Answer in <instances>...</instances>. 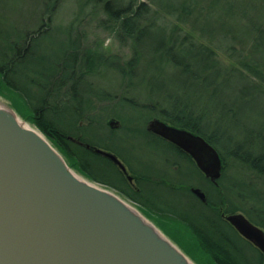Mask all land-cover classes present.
<instances>
[{
  "label": "trees",
  "instance_id": "16d2710c",
  "mask_svg": "<svg viewBox=\"0 0 264 264\" xmlns=\"http://www.w3.org/2000/svg\"><path fill=\"white\" fill-rule=\"evenodd\" d=\"M62 2L59 0L56 7L48 5V17H41L35 29L23 31L19 43L13 42L11 37L3 38L9 46L0 47V86L11 90L21 98L25 107L30 108L33 124L54 147L67 155L70 166L78 173L118 191L147 211L150 208L156 210L151 207L152 201L146 200L145 192L166 187L168 179L152 185V177L133 169L124 155L87 137L86 132L93 127L92 122L80 127L83 134H78L75 130L77 125L69 130L57 121L58 115L53 109V103L59 100H79L90 104L93 97L115 99L117 92L98 88L87 79L98 67L115 71L118 87L124 88L119 102L148 116L147 120L158 118L202 136L222 156L223 176L215 186L202 175L190 156L148 133L145 127L139 128L146 136L168 143L174 154L181 161L190 163L213 188L211 193L206 185L199 184L207 195V203H203L190 192L191 187L185 188L182 182L176 183L179 187L168 184L171 195L186 191L188 198L185 201L189 204L188 213L179 212L174 210L172 203L186 202L182 199L174 201L164 195L176 213V217L166 219L189 235L200 257H205L210 264H263V254L245 241L224 215L242 210L251 222L264 229V194L254 191L245 194L241 189L247 184L245 179L251 186L264 184V130L258 131L243 124L240 117V110L245 105L248 107L255 102L259 94L264 95V58L259 57L264 52V0H82L78 10L90 9V23L103 14L104 18L99 23L114 31L122 46L129 45L131 56L125 63L117 57L106 59L92 52H84L81 58L80 43L84 35L79 31L75 35L74 32L85 19L82 17L79 24L76 17L75 22L78 23L71 24L69 32H66L75 54L69 53L65 61L57 63L45 60V73L40 74L33 67L37 65L34 61L42 58L38 45L41 39L56 30L52 21ZM215 15L217 17L213 20ZM229 37L233 44L227 45L225 41ZM221 52L230 61L228 65L223 64ZM77 78L85 83V87L79 90L73 87L68 91L66 87ZM32 100L38 101L37 108L30 105ZM231 101L235 102L232 106ZM89 108L81 105L67 107L64 111L71 110L72 113L65 112L64 117L68 118V114L78 124L86 117V109ZM230 123L251 133L252 139L240 143L234 137H227ZM123 129L139 133L132 127L128 128L127 124ZM70 136L91 148L73 142ZM94 147L126 161L136 176L137 187L110 159L97 154ZM178 162L175 164L177 167L180 165ZM231 169L246 176L227 187L225 182L231 178L228 176ZM237 183H240L239 188ZM232 195L242 206L232 204ZM164 232L175 238L197 264H203L198 256L186 250L174 232ZM239 240L258 252L256 261L242 250Z\"/></svg>",
  "mask_w": 264,
  "mask_h": 264
},
{
  "label": "water",
  "instance_id": "95a60500",
  "mask_svg": "<svg viewBox=\"0 0 264 264\" xmlns=\"http://www.w3.org/2000/svg\"><path fill=\"white\" fill-rule=\"evenodd\" d=\"M146 130L190 156L218 184L223 159L205 138L158 118ZM94 151L128 174L118 156ZM191 191L207 203L203 190ZM139 213L114 191L75 172L44 135L0 107V264H195ZM224 216L264 254V229L243 213Z\"/></svg>",
  "mask_w": 264,
  "mask_h": 264
},
{
  "label": "rangeland",
  "instance_id": "374dc122",
  "mask_svg": "<svg viewBox=\"0 0 264 264\" xmlns=\"http://www.w3.org/2000/svg\"><path fill=\"white\" fill-rule=\"evenodd\" d=\"M81 1L82 0H63L58 12L54 14L52 25L53 27H56V30L49 36L44 37V39H41L38 45V52L42 58L36 59L34 61V64L36 62L37 65L33 66L38 73H45L44 64L47 60L57 63L59 61H65L67 59V54H75L76 51L74 52V50L71 48L70 42L68 41L69 36L66 32H69L68 29H70L71 24L76 25L78 23L75 22L76 17H78L79 24L82 17H84L83 20L85 19V21L81 22V24L78 25L79 28L76 30V32H74L75 35L78 31L81 35H84V39L80 43V45L82 46L80 55L81 58L83 57L84 52H92L94 54L103 55L106 57V59L117 57L122 61V63H125L126 60H128L131 56L129 45L125 44L124 46H122L117 40L115 32H112L110 28L102 26L99 23V20L101 21V19L104 18L103 14L95 17V21L90 23V21L92 20L90 9L87 8L84 11L78 10ZM58 2L59 0L57 2H55V0H0V47L7 48L9 46V43L3 40L5 36L11 37V39H13V42H18L23 31H27L28 29H35L39 25L41 17L43 18L44 15H47L46 17H48L49 14L46 11L47 6L50 5L51 7H56ZM216 17L217 15L213 17V20H215ZM238 20L240 21V19ZM213 27L216 28L215 26ZM225 43L227 45L233 44L232 38L229 37V39L226 40ZM221 57H223V64L228 65L230 63L227 58H224L222 52ZM259 57L263 59L264 52H261ZM82 66H84V63L82 64ZM79 67H77V71ZM112 71L113 70L111 69L98 67L97 71H95L94 74L87 76V79L92 80L94 82V85L96 84L98 88H106L107 90H110L112 92H117L118 95L116 94L117 97L115 99L113 98L103 100L93 97L90 104H85L79 100H59V102L53 103V109H55L56 114L58 115L57 121L61 124H64L66 127H69V130H73L74 128L72 127L77 125L75 126V130L76 132H78V134H83L82 130H80V127L87 126L92 122L93 127L87 129V137L89 136L93 140H97L100 143H105L110 149L118 151L119 153L124 155L127 162L133 167V169L137 170L138 172L141 171L142 174H148L152 177L154 182L152 183V185L158 184L160 182H165L164 179H168L166 183H168L171 187H179L176 183L182 182L186 185L185 188L193 187L202 190V188L199 187V184H202L206 185L211 193H213V188L206 182V180L199 176V173L194 169V167L191 166L190 163L185 162L184 160L181 161V159L174 154L173 149L168 143L160 141L159 139L152 136H146L143 132L140 131L139 128H146L147 123L152 118L147 120L148 116H145L141 112H137L131 107L123 105L121 102H119L121 100V93L124 88L118 87L119 79L117 77L115 78V71ZM78 80L79 78H77L76 82H70L66 89L68 91L73 87H75L76 90H79V88L83 89L85 87V83ZM33 91L35 93L37 92V90L34 88ZM242 100L245 99H241V101ZM255 100L256 101L250 103L248 107L245 105V108H242V110H240L241 121L243 124H246L253 129L263 131L264 95L259 94ZM234 103V101H231V106L234 105ZM30 105H32V108L34 106L36 108L39 106L38 101L36 100H32ZM80 105L82 107L89 106L90 108L86 109V117L80 120L78 124L74 123L73 117L70 116L69 118L68 114V118L64 117L65 112L72 113L71 110L64 111L67 110V107H69L70 109L72 107ZM0 107L13 110L18 115L19 119L22 120V122L28 124L31 128L38 130L42 135L45 136V134L35 124H33L32 116L29 110L30 108L25 107V103L21 100V98L13 94L11 90L3 89V87L1 86ZM98 120L99 123L97 122ZM112 120H117L119 122L118 125L112 127L110 125ZM68 124H72V126L70 125V127ZM126 124L128 128L132 127L134 131H138L139 133H133L131 129L124 130L123 128L126 126ZM226 136L234 137L235 141L240 143L242 141H249L252 139L251 133H249L248 131L244 132V130L231 123L227 128ZM56 149L63 155L67 164L70 166L69 158L67 157V155L64 152H61L58 148ZM119 159L127 167L129 176L132 177V180H129L122 169L117 165L118 168H120V170L124 173L125 177L130 183L134 180L131 184L137 187L138 183L136 182V176L132 172L131 167L127 164L126 161H123L121 158ZM177 161H179V167L175 165L177 164ZM72 169L77 172L74 168ZM228 172V176L231 178H229L225 182L227 184V187H230L234 182H237V180L244 179L243 176H246L245 173H242L243 176H241L233 169ZM78 174L82 175L80 173ZM202 175L206 178L203 173ZM133 176L135 179L133 178ZM208 180L215 186L219 185V181L216 185L210 179ZM245 180H247V184L241 187L245 194L251 193L252 191L261 192L264 194V184L251 186L248 184V179ZM168 184H166V187L162 186L159 189H154V191L149 189L146 190V200L150 199L152 201V205L150 203L151 207L153 206L156 209L154 210L150 208L151 210L148 209V211L134 203L132 200L124 197L118 191L105 185L103 186L114 191L119 197H121L123 200L132 205L136 210H138L143 216L146 217L147 220L153 223L164 235H166L173 243H175L195 264L197 263L189 256L190 254L186 253L184 248L179 243H177L176 239L173 238L169 233L168 234L171 237L167 235L164 232L165 230L174 232L176 237L184 244L186 250L191 254L198 256L203 264H210L205 257H200L198 251L193 247L192 242L188 238L189 235L176 228L171 224L172 222L166 219L170 217H176V213L174 212V210L188 213L187 204H189L188 201H185V199L188 198V196L185 194L186 191H178L177 193L171 195L172 193H169L171 192L170 189L168 190L167 188ZM239 185L240 183H237L236 187L239 188ZM203 192L205 191L203 190ZM191 193L195 195L193 192ZM164 195H167L171 200L174 201L182 199L184 202H186V204L174 202L172 203L174 210H172L171 205H169L170 201L168 199H165ZM195 197L203 202L198 196L195 195ZM231 202L234 205H241L238 199H233V195L231 196ZM241 211L237 213H245L244 211ZM158 214H160V216ZM162 218L165 219L163 220ZM244 240L251 243L245 238ZM239 242L241 243L242 250H244L245 253H247L253 260L256 261L258 252L252 249L247 243L241 242L240 240ZM252 246L254 248H257L253 244ZM199 264L201 263L199 262Z\"/></svg>",
  "mask_w": 264,
  "mask_h": 264
},
{
  "label": "bare ground",
  "instance_id": "6f19581e",
  "mask_svg": "<svg viewBox=\"0 0 264 264\" xmlns=\"http://www.w3.org/2000/svg\"><path fill=\"white\" fill-rule=\"evenodd\" d=\"M19 121H20V123L21 124H23V125H25L26 127H28V128H31L28 124H26V123H24V122H22V120H20L19 119ZM192 192V191H191ZM135 209V208H134ZM136 212V211H135ZM138 213V212H137ZM140 214V213H139ZM142 215V214H141ZM144 217V216H143ZM146 218V217H145Z\"/></svg>",
  "mask_w": 264,
  "mask_h": 264
},
{
  "label": "flooded vegetation",
  "instance_id": "af4514ba",
  "mask_svg": "<svg viewBox=\"0 0 264 264\" xmlns=\"http://www.w3.org/2000/svg\"><path fill=\"white\" fill-rule=\"evenodd\" d=\"M127 177H128V175H129V172H128V174H125ZM133 178H134V176H133ZM135 179V178H134ZM134 181V180H133ZM133 181L131 182V183H133Z\"/></svg>",
  "mask_w": 264,
  "mask_h": 264
}]
</instances>
